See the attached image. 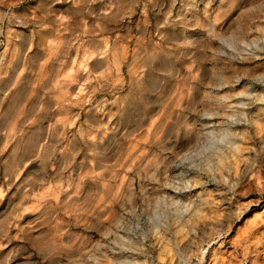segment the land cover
Returning <instances> with one entry per match:
<instances>
[{
	"label": "rangeland",
	"instance_id": "1",
	"mask_svg": "<svg viewBox=\"0 0 264 264\" xmlns=\"http://www.w3.org/2000/svg\"><path fill=\"white\" fill-rule=\"evenodd\" d=\"M262 58L264 0H0V264H246ZM250 81L256 107L202 126ZM240 132L261 168L238 195L218 161Z\"/></svg>",
	"mask_w": 264,
	"mask_h": 264
},
{
	"label": "bare ground",
	"instance_id": "2",
	"mask_svg": "<svg viewBox=\"0 0 264 264\" xmlns=\"http://www.w3.org/2000/svg\"><path fill=\"white\" fill-rule=\"evenodd\" d=\"M262 59H264V58H262ZM226 78L229 81H231V77H226ZM234 82H236L235 86L240 84L239 80H237V81L235 80ZM254 83L255 82H251V81L249 83H246L245 86L242 87L243 88L242 91L240 93H238L237 95H232L230 97L225 96L223 98V100L224 99L228 100L226 103L221 105L217 110L212 111V112L208 111L206 114H204V116H207V118H205L206 120L202 121V123H201L202 126L203 127L208 126L209 128H212L211 130H216V128L218 126L226 125V124L231 127L236 123L235 122L236 119L234 120V118L237 115V112L239 110L243 109V108H241V106L250 105L251 108L256 107V104L258 102H260L262 97L261 98L257 97L256 99H253V101L250 103H248V101H251V100L248 99L246 104L243 102H240L241 101L240 96L243 97L244 99L249 98V96H250L249 91H250V89H252L254 87ZM235 98H237V99L234 100ZM220 99H222V98L220 97ZM257 99L259 101H257ZM244 109H245V107H244ZM246 109H248V107H246ZM257 114H258V111H254V117L257 116ZM219 120H222L223 122L219 123L218 122ZM254 124H257V127H258L257 133L258 134L262 133L261 137H259V142H258L259 145L258 146H259L261 153L264 154V126H261V124L257 121H254ZM243 130H245V129H243ZM247 136H248V134H246V132H240L239 134H237V136H235V137L233 136L234 139H232L231 141L230 140L227 141L226 145L223 146V148L225 147V150L221 151V155H220L219 161H218L219 164L222 166L221 168L224 167L225 170H229L230 169L229 167H232L235 169V180L234 181L232 180L231 183H232L233 189L236 190L238 195L242 194L244 191L253 190V188L256 187V183H257L260 168H261V162H260L261 160H258V158L255 157L252 150L249 149L248 153L244 152L245 149L241 146V142L239 139H241V138L245 139ZM210 138H211L210 133L205 134L203 136V139L197 141V143H195V145L193 147H188L187 149H185L184 145L177 147L176 149H180L179 151H182L183 149H185V151L182 154H179L180 152H177V154H176L177 158L172 163V165L170 167L171 173L177 172L178 168H180V166L183 164L184 159H186L188 156H190L196 150V148L200 146V143H203L206 140H210ZM227 159H230L228 161V163H226ZM181 168H182V166H181ZM262 169H263V167H262ZM165 174H167V171L164 172V175ZM222 177H223V175H221V178ZM196 184H197V182H195V186H196ZM195 186H193V187L195 188ZM259 190L262 192L264 190V186L259 188ZM252 201H254V200H252ZM219 202H220V206L223 207L224 210L229 211L231 208H233L230 204L231 202L228 199H222ZM249 206L258 207V209H260V211H257L256 210L257 208H256L253 212H250L248 216L243 217V219H241V221L235 227L232 226L233 227L231 229L232 239H233V241H235V243L237 242L241 246V249H242L244 255H246V257L244 259V260H246L245 261L246 264H264V244H263L264 243V231H262L261 229H258L257 231H255L252 234L251 242H252L253 246L255 247L253 250H249L247 243H246L247 242L246 241L247 234L252 232V230H254V228L257 225H259L261 222L262 223L264 222V206L259 207L258 202H253V203L250 202ZM238 209L240 210L239 214L247 213V211H248L247 207L245 209L238 207ZM222 218H224V217H222ZM229 226H231V225H229ZM197 231H199V230H197ZM259 248H262V250L260 251ZM187 249H188V247H187ZM182 250L184 252L185 248H183ZM225 251L226 250H224V251L217 250V252L214 253V261L211 262L210 264H224L225 263V257H224ZM102 253L106 254V252H102ZM187 253H188V251H187ZM162 255L165 256V253H162ZM101 258L103 259L105 257L98 255V257H96L94 259V260H96L95 261L96 264H105L103 261H101ZM233 263H235V262H233Z\"/></svg>",
	"mask_w": 264,
	"mask_h": 264
}]
</instances>
